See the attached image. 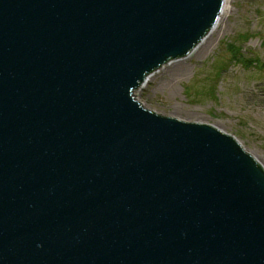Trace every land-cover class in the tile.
<instances>
[{
	"label": "water",
	"instance_id": "water-1",
	"mask_svg": "<svg viewBox=\"0 0 264 264\" xmlns=\"http://www.w3.org/2000/svg\"><path fill=\"white\" fill-rule=\"evenodd\" d=\"M223 0H0V264H264V168L133 91Z\"/></svg>",
	"mask_w": 264,
	"mask_h": 264
},
{
	"label": "rangeland",
	"instance_id": "rangeland-1",
	"mask_svg": "<svg viewBox=\"0 0 264 264\" xmlns=\"http://www.w3.org/2000/svg\"><path fill=\"white\" fill-rule=\"evenodd\" d=\"M228 1L208 50L167 61L133 97L158 114L213 125L264 168V0ZM174 65L183 67L175 78L166 73Z\"/></svg>",
	"mask_w": 264,
	"mask_h": 264
},
{
	"label": "bare ground",
	"instance_id": "bare-ground-1",
	"mask_svg": "<svg viewBox=\"0 0 264 264\" xmlns=\"http://www.w3.org/2000/svg\"><path fill=\"white\" fill-rule=\"evenodd\" d=\"M228 3H229L228 0H223L222 7H221V10L218 14L216 21L214 22L212 27L208 30V32L202 37V39L189 52L188 56H190V53L193 51L202 52V51L208 50V48L211 45V43H210L211 42V40H210L211 36H213L214 33L219 29V24L221 23L223 15L226 14L227 11L229 10ZM181 72H183V67L179 66V65H174L166 71V73L169 74V76L173 77V78L178 76V74ZM140 89H142V87H140L138 90H140Z\"/></svg>",
	"mask_w": 264,
	"mask_h": 264
}]
</instances>
